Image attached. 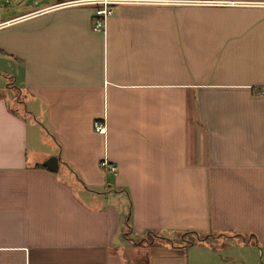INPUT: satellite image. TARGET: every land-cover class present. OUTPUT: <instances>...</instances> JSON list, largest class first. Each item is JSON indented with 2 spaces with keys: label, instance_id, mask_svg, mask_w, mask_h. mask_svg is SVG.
Segmentation results:
<instances>
[{
  "label": "crops",
  "instance_id": "1",
  "mask_svg": "<svg viewBox=\"0 0 264 264\" xmlns=\"http://www.w3.org/2000/svg\"><path fill=\"white\" fill-rule=\"evenodd\" d=\"M62 1L0 19V264H264V0Z\"/></svg>",
  "mask_w": 264,
  "mask_h": 264
},
{
  "label": "built area",
  "instance_id": "2",
  "mask_svg": "<svg viewBox=\"0 0 264 264\" xmlns=\"http://www.w3.org/2000/svg\"><path fill=\"white\" fill-rule=\"evenodd\" d=\"M140 0H66L60 2V5H78V4H87L93 6L92 14V28L93 30H103L105 22L108 16L113 12V9L118 4L135 2ZM150 1V0H148ZM155 1V0H152ZM94 129L100 133L105 131V125L99 120L93 121ZM102 168H107L114 171L115 165L109 163L106 159H102L99 162Z\"/></svg>",
  "mask_w": 264,
  "mask_h": 264
},
{
  "label": "rangeland",
  "instance_id": "3",
  "mask_svg": "<svg viewBox=\"0 0 264 264\" xmlns=\"http://www.w3.org/2000/svg\"><path fill=\"white\" fill-rule=\"evenodd\" d=\"M21 1L22 0H0V19H4L10 16L11 14L15 13L16 11H18L16 9V5L18 4V2H21ZM8 67H9V64H7L6 59L0 56V75H4L3 71H5L6 69H9ZM1 80H2V77H0V81ZM148 239H150V237Z\"/></svg>",
  "mask_w": 264,
  "mask_h": 264
},
{
  "label": "trees",
  "instance_id": "4",
  "mask_svg": "<svg viewBox=\"0 0 264 264\" xmlns=\"http://www.w3.org/2000/svg\"><path fill=\"white\" fill-rule=\"evenodd\" d=\"M151 236V234H149ZM179 241L183 243V245H187L192 242L194 239H201L203 236L199 235L195 231H183L179 235Z\"/></svg>",
  "mask_w": 264,
  "mask_h": 264
},
{
  "label": "water",
  "instance_id": "5",
  "mask_svg": "<svg viewBox=\"0 0 264 264\" xmlns=\"http://www.w3.org/2000/svg\"><path fill=\"white\" fill-rule=\"evenodd\" d=\"M43 164L51 171H56L57 169V158L56 156H50L46 159Z\"/></svg>",
  "mask_w": 264,
  "mask_h": 264
}]
</instances>
